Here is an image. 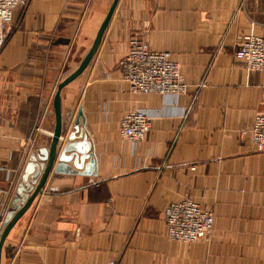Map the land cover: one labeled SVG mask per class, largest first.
I'll list each match as a JSON object with an SVG mask.
<instances>
[{"label":"crops","instance_id":"obj_1","mask_svg":"<svg viewBox=\"0 0 264 264\" xmlns=\"http://www.w3.org/2000/svg\"><path fill=\"white\" fill-rule=\"evenodd\" d=\"M112 1L30 0L13 12L0 52V216L24 178L38 179L56 87ZM251 36L264 37V0H118L89 65L61 91L57 157L0 264H264V154L249 136L263 77L235 58ZM133 37L171 55L184 95L128 91L117 64ZM133 110L150 118L136 144L119 133ZM184 199L212 211L209 242L167 239L163 211Z\"/></svg>","mask_w":264,"mask_h":264},{"label":"built area","instance_id":"obj_2","mask_svg":"<svg viewBox=\"0 0 264 264\" xmlns=\"http://www.w3.org/2000/svg\"><path fill=\"white\" fill-rule=\"evenodd\" d=\"M30 0H0V52L15 30L13 12L25 10ZM126 55L119 60L120 80L135 95L178 97L186 93V85L179 65L167 52L153 51L140 39H129ZM235 58L243 63L248 73L263 77L264 90V37L245 38L235 51ZM203 84L200 86V88ZM150 126V118L142 110L126 113L119 123L121 137L130 143L142 142ZM39 132V127H35ZM250 142L255 151L264 154V115H258L249 130ZM7 194V192H5ZM167 239L177 243L209 242L213 231V213L190 199L170 203L163 211ZM1 225V222H0ZM82 264V263H78ZM106 264H119L109 261Z\"/></svg>","mask_w":264,"mask_h":264},{"label":"water","instance_id":"obj_3","mask_svg":"<svg viewBox=\"0 0 264 264\" xmlns=\"http://www.w3.org/2000/svg\"><path fill=\"white\" fill-rule=\"evenodd\" d=\"M117 2L118 0L112 1V4L95 35V38L92 42L89 51L79 62L78 67L69 75H67L65 78H63L56 87V91L52 100V109L54 114L53 132L51 134L49 145L47 146L46 149L40 150L38 156V160L45 163L44 165H40L38 167L39 169H41V172L36 181H32L29 184L27 180L24 178L23 184L18 185V187L15 190L14 196L9 206L10 212H8V215L6 216L4 222L2 223V227L0 230V259H1V249L5 239L7 238V235L9 234L10 230L15 225V223L29 209L35 198L40 194L46 182V179L49 175V172L51 171L53 162L57 157V145L62 133L61 108H60L61 91L65 86H67L77 77H79L89 65L90 61L92 60L93 56L95 55L101 43L103 33L107 28V25L111 19V16L114 12ZM63 160L66 159H62V155H61L59 161H63ZM35 167H36L35 164L30 165L25 173V176L31 175V172ZM61 170H63V167L59 166L56 167L54 172L55 173L61 172ZM35 178L36 176L34 175L31 179H35Z\"/></svg>","mask_w":264,"mask_h":264},{"label":"rangeland","instance_id":"obj_4","mask_svg":"<svg viewBox=\"0 0 264 264\" xmlns=\"http://www.w3.org/2000/svg\"><path fill=\"white\" fill-rule=\"evenodd\" d=\"M68 72H70V69L68 70ZM64 74H66V73L64 72ZM68 74H69V73H68ZM63 76H64V75H61V78H62ZM13 196H14V195H13ZM13 196H12V198H13ZM12 198L9 200L8 204L6 205L7 208L4 209L3 213H2L1 216H0V221H1V222H4L6 216L8 215V212H10V208H9V206H10V204H11ZM7 209H8V210H7ZM1 227H2V226H0V230H1Z\"/></svg>","mask_w":264,"mask_h":264},{"label":"bare ground","instance_id":"obj_5","mask_svg":"<svg viewBox=\"0 0 264 264\" xmlns=\"http://www.w3.org/2000/svg\"><path fill=\"white\" fill-rule=\"evenodd\" d=\"M0 222H1V221H0ZM2 223H3V222H1V225H0V226H2Z\"/></svg>","mask_w":264,"mask_h":264}]
</instances>
